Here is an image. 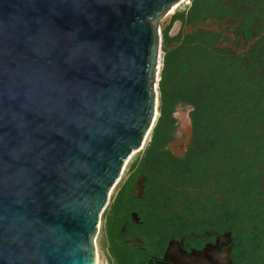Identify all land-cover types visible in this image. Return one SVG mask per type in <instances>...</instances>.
Returning <instances> with one entry per match:
<instances>
[{
  "label": "water",
  "instance_id": "obj_1",
  "mask_svg": "<svg viewBox=\"0 0 264 264\" xmlns=\"http://www.w3.org/2000/svg\"><path fill=\"white\" fill-rule=\"evenodd\" d=\"M180 1L0 0V264H94L159 117L158 21Z\"/></svg>",
  "mask_w": 264,
  "mask_h": 264
},
{
  "label": "trees",
  "instance_id": "obj_2",
  "mask_svg": "<svg viewBox=\"0 0 264 264\" xmlns=\"http://www.w3.org/2000/svg\"><path fill=\"white\" fill-rule=\"evenodd\" d=\"M237 2H253L254 8L264 6V0H230L227 4L192 0L189 10L174 18L184 26H193L222 18L228 5ZM258 16L256 26L248 18L234 29L235 34L245 39L259 36L264 13ZM186 38L190 39L172 47L171 39L164 35L159 117L144 160L113 203L107 228L110 251L116 264H162L171 242L181 243L186 253L200 252L229 233L231 264H264V76L245 80V69H239V75L230 73L212 60L216 58L219 34L197 31ZM256 45L264 49V35ZM244 88L256 89L254 105L235 116ZM179 106L192 107L193 135L185 154L175 157L166 147L174 139L173 114ZM213 156L222 163L216 178L222 198L209 197L197 219H191V214L203 205V200L189 195L179 212H161L167 202L173 201L175 187L181 183L194 187L204 184L212 171L209 164ZM165 176L174 179L172 185L159 181ZM142 177L143 191L138 197L135 190ZM133 239L139 244H133Z\"/></svg>",
  "mask_w": 264,
  "mask_h": 264
},
{
  "label": "rangeland",
  "instance_id": "obj_3",
  "mask_svg": "<svg viewBox=\"0 0 264 264\" xmlns=\"http://www.w3.org/2000/svg\"><path fill=\"white\" fill-rule=\"evenodd\" d=\"M218 1L220 3L227 4V2L230 0H216V2ZM191 2L192 0H188V2L180 4L174 13L170 14V12H168L158 21L159 31L161 32L162 37V64L164 58L163 38L165 34L169 37V39H171L170 43L172 47H178L184 40L190 39L186 38L188 35H192L197 31H204L207 33L220 35V42L215 43L216 50L214 51V57L216 58H212V60L215 62H220V64L230 73L236 72L239 75V69H245V80L258 78L259 75L264 76V49H261V46L256 45L258 39L264 35V28L259 36L254 35L249 39H245L242 35H237L234 32V29L242 21L247 20L248 18H252V25L256 26L258 24L257 16H261L262 13H264V6L261 8H254L255 4L253 2L245 4L237 2L235 4L228 5V12L223 13L224 16H222L220 19L213 18L206 20L205 22H197L193 26H184L181 20L175 19L174 16L177 13H186L191 6ZM232 5H234V7ZM254 92H256V89L250 90L244 88L243 96L239 97V101L237 102L239 112L237 108L235 116H238L239 113L254 105ZM191 111V106H179L173 114V118L176 120V130L174 132L173 141L168 144L166 149L175 157H182L189 148L193 135L190 118ZM186 120L188 123H186ZM153 129L150 132L144 146L140 150H137L136 153L130 158L123 174L120 176L119 181L115 183L116 185L114 184L115 187L112 189L111 194L108 195V204L100 217L99 224L97 225L98 233L95 237L97 255L100 264H116L115 259L110 251V244L107 235L108 222L109 217L111 216L112 206L121 187L131 177L138 165L144 160L147 147L152 140ZM212 160L213 163L209 164V168L212 171L207 176V180L204 182V184L199 187H194L193 185L191 186L186 183H181L178 187H175L177 194L173 201L167 202V206L160 209L161 212L166 210L179 212L181 210L183 199L189 195L194 200H203V205H200L197 208V211L191 214V219H197L205 211L206 203L208 200H210L209 197H213L217 200L222 198V193L218 192L219 190L216 182V178L221 171L222 163L221 160L219 161V158L216 156H213ZM159 181H165L168 183V185H172L174 179H170L168 176H165V178H160ZM143 182V177L137 182L135 190L137 195L138 192H141L142 194ZM262 189L264 196V179ZM155 206H158L157 203H155ZM215 209H217V206H215ZM132 243L139 244V240L133 239ZM230 244L231 236L229 233L219 236L214 245H206V247L200 252L191 251L190 253H186L183 251L181 243L173 242L170 244V252L165 256L162 264H194L195 260L208 261L211 264H220V260L217 256H226V264H231Z\"/></svg>",
  "mask_w": 264,
  "mask_h": 264
},
{
  "label": "bare ground",
  "instance_id": "obj_4",
  "mask_svg": "<svg viewBox=\"0 0 264 264\" xmlns=\"http://www.w3.org/2000/svg\"><path fill=\"white\" fill-rule=\"evenodd\" d=\"M185 2H188V0H181L180 2L174 4V5L172 6V8L170 9V11H169L170 14L174 13V11L177 9V7H178L180 4L185 3ZM161 64H162V56H161V50H160V51H159V54H158V64H157L156 82H155V85H154L155 90H157V85H158V81H159V72H160V70H161ZM157 117H158V112H157V110H156V111H155V114H154L153 121H152V125L150 126V129L148 130L146 136L144 137V140H143V142H142V145H141V147H140L138 150H140V149L144 146V144H145V142H146V140H147V138H148V136H149V134H150V132H151V129L153 128V126H154V124H155V121H156ZM186 123H188L187 120H186ZM135 153H136V151H134V152L130 155V157L125 161V163H124V165H123V168H122V170H121V172H120V176L123 174V172H124V170H125V167H126L128 161L130 160V158H131ZM119 179H120V177H119ZM119 179H118V181H119ZM115 185H116V184H115ZM115 185H113V187L110 189V192H109L108 195L111 194L112 189L115 187ZM98 224H99V223H98ZM94 246H95V249H96V257H95V262H94V264H100V262H99V258H98V255H97V247H96V241H95V238H94ZM192 259H193V258H192ZM194 259H195V258H194ZM219 260H220L221 264H226V262H227V258H226V256H221V257L219 256ZM192 261H193V260H192ZM194 264H195V263H194ZM202 264H210V263H209L208 261H206L205 263H202Z\"/></svg>",
  "mask_w": 264,
  "mask_h": 264
},
{
  "label": "flooded vegetation",
  "instance_id": "obj_5",
  "mask_svg": "<svg viewBox=\"0 0 264 264\" xmlns=\"http://www.w3.org/2000/svg\"><path fill=\"white\" fill-rule=\"evenodd\" d=\"M220 257H221V256H220ZM205 262H206V261L195 260L194 263H195V264H202V263H205ZM210 264H211V263H210ZM220 264H221V262H220Z\"/></svg>",
  "mask_w": 264,
  "mask_h": 264
}]
</instances>
